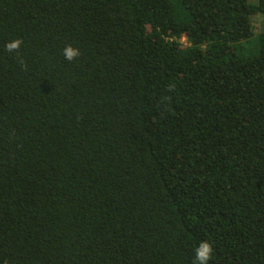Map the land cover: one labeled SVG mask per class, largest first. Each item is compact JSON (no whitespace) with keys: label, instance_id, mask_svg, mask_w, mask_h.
Listing matches in <instances>:
<instances>
[{"label":"trees","instance_id":"1","mask_svg":"<svg viewBox=\"0 0 264 264\" xmlns=\"http://www.w3.org/2000/svg\"><path fill=\"white\" fill-rule=\"evenodd\" d=\"M260 13L0 0V264H264Z\"/></svg>","mask_w":264,"mask_h":264},{"label":"clouds","instance_id":"2","mask_svg":"<svg viewBox=\"0 0 264 264\" xmlns=\"http://www.w3.org/2000/svg\"><path fill=\"white\" fill-rule=\"evenodd\" d=\"M22 44L23 40L21 38H15L5 44V49L9 53H16L18 55ZM63 55L67 61L72 62L81 55V51L78 47H73L71 44H68L63 49ZM213 253L212 243L210 241H201L194 249V264H209Z\"/></svg>","mask_w":264,"mask_h":264},{"label":"rangeland","instance_id":"3","mask_svg":"<svg viewBox=\"0 0 264 264\" xmlns=\"http://www.w3.org/2000/svg\"><path fill=\"white\" fill-rule=\"evenodd\" d=\"M255 31L264 32V14H256L254 19Z\"/></svg>","mask_w":264,"mask_h":264}]
</instances>
